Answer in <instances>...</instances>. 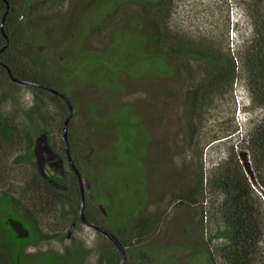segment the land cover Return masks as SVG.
<instances>
[{
    "label": "rangeland",
    "instance_id": "rangeland-1",
    "mask_svg": "<svg viewBox=\"0 0 264 264\" xmlns=\"http://www.w3.org/2000/svg\"><path fill=\"white\" fill-rule=\"evenodd\" d=\"M40 1L32 0L28 13L33 14L34 30H44L48 36L44 43L54 50L49 54L54 59L47 68L48 76L63 83L60 91L74 107L69 140L83 147L84 161L91 160L88 174L95 180H85L88 174L83 167L86 193L90 194L91 188L93 196L101 197L92 212L102 206L106 212L103 221L112 228L121 227L120 233L128 237L145 217H160L146 243L152 249L150 259H156V248H164V256L173 254L175 248L166 249L170 245L198 251L202 225L205 238L214 236L219 228L214 215L221 196L208 188L210 171L232 153L240 156L245 150V131L264 120V111L250 104L241 81L200 109L192 98L206 77V66L189 59L170 65L164 62L152 46L151 25L142 18L137 5L124 3L116 8L118 0H65L60 11H51ZM115 8L116 20L107 31L93 28ZM249 14L241 0H176L172 26L196 39L216 42L236 55L251 34ZM37 49L43 51L44 47ZM70 49L72 52H68ZM189 74L197 78L192 80ZM192 102L196 108L189 111ZM0 107L16 124L26 126L27 116L37 106L28 87H13L7 82L0 84ZM37 110L44 114V122L33 117L40 132L32 129L37 134L36 159L41 169V159H46L51 150L45 145L46 130L41 126L46 124L52 144L61 154L66 117L53 106ZM246 159L243 163L263 201L258 218L264 227V190L254 179L248 155ZM200 178L205 188L202 198L196 193ZM181 205H188L194 218V224L188 227L187 211L181 213ZM62 219L58 223L52 220L45 227L48 234H59V238L31 247L29 256L70 251L67 258H75L73 262L68 260L70 263L96 264L98 246L103 242L89 227L76 223L72 229V219ZM132 242L134 251L127 254L131 257L127 264H142L138 252L144 247L135 239ZM219 243L210 245L215 248ZM81 249L85 255L79 256ZM159 257L158 264H167ZM193 257L194 253L179 254L178 264L188 263ZM26 262L38 264L32 257ZM194 264H207L206 258L199 255ZM255 264H264V236Z\"/></svg>",
    "mask_w": 264,
    "mask_h": 264
},
{
    "label": "trees",
    "instance_id": "trees-1",
    "mask_svg": "<svg viewBox=\"0 0 264 264\" xmlns=\"http://www.w3.org/2000/svg\"><path fill=\"white\" fill-rule=\"evenodd\" d=\"M118 1L120 4L116 8L124 3L140 7L142 18L150 23L153 30L152 46L157 48L164 62L170 65L189 59L206 66V77L192 98L201 106L200 109L213 103L217 95L232 90L233 85L241 81L245 83L250 104L264 111V0H241L248 6L252 29L251 34L239 46L236 55L229 49L221 48L216 42L196 39L174 30L172 18L176 0ZM6 2L9 6L8 12ZM40 2L41 6L47 4L51 11H60L65 0ZM31 3L32 0H0V26L6 16L4 31L8 37V46L1 52L6 40L0 36V63L4 66V69H0V84L8 82L11 86L17 87L9 78L8 70L16 80L44 84L43 70L45 71L54 59L49 55L54 50L44 43V40H48L47 33L44 30V32L34 30L33 14L28 13ZM116 8L93 28L107 31L112 26V21L116 20ZM130 27L136 32L132 23ZM38 46H43L44 50L39 51ZM68 52H72L71 49ZM51 77L56 81H50L51 83L46 86L58 91L60 88L64 89L58 78ZM189 78L195 80L197 76L189 74ZM192 86H196V83ZM33 92L37 107L27 116L26 126H19L0 109V264H27L26 261L31 257L36 259L38 264H73L67 258L70 251L62 255L47 253L29 256L28 253L33 246L59 238V234H48L46 229L48 222L54 220L58 223L64 220L62 218L68 217L72 219V223L79 224L81 203L78 181L69 164L67 165L69 172L64 181L50 184L44 179L36 159L37 134L30 129L33 117L40 119L44 115L37 110L38 108L53 106L62 113H67V107L63 100L56 96L44 97L43 91L40 90ZM192 104L189 111L196 108L194 102ZM36 132H40L39 127L36 128ZM243 143L245 150L240 152V156L232 153L227 161L215 165L208 177L209 190L221 196L214 215L217 219L215 224L219 228L216 229V234L209 238L210 244L214 241L220 243L215 248L210 245L208 256L210 264H255L258 245L264 236V227L258 218L263 201L255 191L251 182L252 177L243 163L248 155L254 179L264 190V120L252 124L245 131ZM62 149L61 155L66 157L63 145ZM82 149V146L74 145L69 140L70 155L83 176V167L88 174L91 160L84 161ZM197 155L201 157V153ZM85 178L89 182L90 179L95 180L90 173ZM59 183L62 184L61 188ZM88 191L91 198L85 191V217L87 221L94 223L92 210L96 203H101V197L93 196L91 188ZM204 192L205 188L200 178L196 193L202 198ZM145 222L141 220L135 224L131 229L130 238L125 233L124 235L120 233L121 227L116 229L110 226L109 230L120 240L129 254L134 251L135 244L132 242L134 239L137 244L142 243ZM108 244L111 247L109 249ZM100 246L103 248L104 259L109 260L110 264L120 263L119 253L113 244L106 241ZM79 252V256L83 253L85 255L83 249ZM138 253L142 264H146L145 256L149 254L145 253L144 248ZM128 256L127 263L131 258Z\"/></svg>",
    "mask_w": 264,
    "mask_h": 264
},
{
    "label": "flooded vegetation",
    "instance_id": "flooded-vegetation-1",
    "mask_svg": "<svg viewBox=\"0 0 264 264\" xmlns=\"http://www.w3.org/2000/svg\"><path fill=\"white\" fill-rule=\"evenodd\" d=\"M0 36L4 38V36L2 35L1 26H0ZM0 69H4V66L1 63H0ZM43 80H44V84L43 83L42 84H39V83H34V82H27L30 85H25V84L22 83L24 81H20V80H17L18 82H15V84L28 87L29 90H31L32 93H34L33 91H35V90L43 91L44 97H50L51 95H53V96H56V97L60 98L59 96L55 95L53 91H57V92H61V91H58V90H56L54 88H50V87L46 86L47 84L51 83L50 81H56V79H54L53 77L48 76V70H47V68L45 69V71L43 70ZM34 101H35V98H34ZM64 114H65L64 117H66L65 120H67V118H68V111H67V113H64ZM73 118H74V116H73ZM37 119H39V118L37 117ZM41 119L43 121V119H44L43 116H41L39 120H41ZM65 122H64V124H65ZM31 123H32V125H31L32 129H34V128L36 129L38 127L36 125V123H35V120H32ZM64 124H63V127H64ZM69 127H70V124H69ZM42 128H43L42 131H44V129L46 130V132H44V134L46 135L45 139H46V142L49 145V148L51 150L49 151V155H48V157L46 159L45 158H42L41 159V162H42L41 172H42V174L44 176V179L48 183H50V184H52L53 182L58 183V181L59 182H62V181H64V178L66 177L67 173L69 172L68 171L69 169L66 168L67 165H68V162L65 159L66 157H64L61 154H58L56 152V149H55V147L52 144V139H50L51 135L47 132L48 127L46 126L45 123L42 124L41 129ZM62 143H63V139H62ZM44 171L46 173H44ZM47 171H50L51 174H48ZM61 185L62 184L59 183V187L60 188H61ZM180 208H183L182 211H181V213H184V212L187 211L186 212V215H185V217H186V225L185 226L188 227V226L194 224V218L191 216L192 213L187 210V209H189L188 205H181ZM102 209H103V207L100 206L98 210L94 211V213H93L94 223L93 224H96V225L104 228L105 230L111 232L109 230L110 229V226H109L108 221L107 220H104L103 221V218L105 219L106 212L103 213ZM164 217H166V214L164 215ZM159 218L160 217H157L155 219L152 218V217H145L143 219V220L146 221L145 222L146 223L145 224L146 226H145V231H144L145 233H144V238H143V241H142V245L144 247V251H145L146 254L152 253V249L150 247L148 248L147 245H146V243L148 241V236H149L150 232L153 230V228L156 227V224H157ZM79 221H80V223H82L83 225H85L81 221V219ZM105 221H107V222H105ZM71 228L72 229L76 228V223L75 222H74V224H72ZM92 230H93V232L95 234V237L98 240H100L104 244L106 243V241H108L111 244H113L104 234H102V233H100V232H98V231H96L94 229H92ZM204 231H205V228H204V225H202V227L200 229V245H199L200 246V249L198 251L194 250L195 248H193V247H192V251L189 252V248L188 247L184 249L183 246H173V245H170L166 249H168V248H173L174 249L175 248L176 251L173 254H171V255L164 256L165 254L162 253V250H165V249L164 248H156V249H154V251L158 253V255L156 254V259H150L149 258L150 256L147 255V257L145 256L146 262H147L146 264H158V260L160 258L159 255L163 257V260L162 259L161 260L162 261H165V263H167V264H178V256H179V254L180 255L181 254L188 255L190 253H194L195 254V257H193L190 260V262L185 263V264H194V259H196L197 256H199V255H203L206 258L207 264H210L209 257H208L209 256L210 243H209V238H205ZM107 248L108 249L111 248L109 244H108V247ZM98 249H99V254L97 255V263L96 264H110L109 263V260H106V259L103 258V255L104 254L102 253V250H103L102 246H98ZM166 260H168V261H166Z\"/></svg>",
    "mask_w": 264,
    "mask_h": 264
},
{
    "label": "water",
    "instance_id": "water-1",
    "mask_svg": "<svg viewBox=\"0 0 264 264\" xmlns=\"http://www.w3.org/2000/svg\"><path fill=\"white\" fill-rule=\"evenodd\" d=\"M7 3V2H6ZM9 10V6L7 3V12ZM6 12V14H7ZM6 16L4 17L2 23H1V30H2V35L4 36L5 40H6V45L5 47L2 49L1 52H3L6 47L8 46V37L5 34L4 31V21H5ZM0 52V53H1ZM8 70V69H7ZM8 75L9 78L13 81V82H18L16 79H14L12 77L11 72L8 70ZM25 85H30L27 82H22ZM55 95L59 96L64 103L66 104L67 110H68V118L64 124L63 127V146H64V151H65V156L67 159V162L69 164V166L71 167V169L73 170L77 181H78V187H79V192H80V199H81V203H80V209H79V216L81 221L90 229H94L102 234H104L116 247L119 256H120V263L119 264H126L127 260H128V256H127V252H126V248L122 245V243L120 242V240L111 232L105 230L104 228L90 223L89 221H87L86 217H85V209H86V195H85V186H84V180L83 177L79 171V169L77 168V166L75 165V163L73 162V159L70 155L69 152V124L71 122V120L73 119L74 116V107L72 105V102L68 99V97L66 95H64L61 92H57V91H53ZM45 145L46 147H48L47 142L45 141ZM49 148V147H48ZM249 175H251V173H248ZM103 213H105L104 209H102ZM68 238H70V236H68Z\"/></svg>",
    "mask_w": 264,
    "mask_h": 264
}]
</instances>
